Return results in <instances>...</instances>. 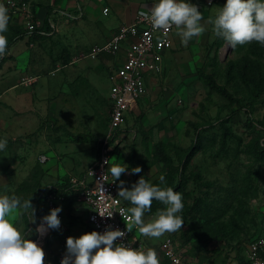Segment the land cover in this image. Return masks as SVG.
I'll use <instances>...</instances> for the list:
<instances>
[{
	"label": "rangeland",
	"instance_id": "rangeland-1",
	"mask_svg": "<svg viewBox=\"0 0 264 264\" xmlns=\"http://www.w3.org/2000/svg\"><path fill=\"white\" fill-rule=\"evenodd\" d=\"M200 2L201 7H210L203 5V0ZM225 3L226 0H218L219 9ZM89 10L85 18L87 26L77 30L74 20L66 22V16L56 15L52 8L57 24L53 34L32 47L27 42L22 49L30 51L27 65L12 62L8 67L29 68L25 72L40 75L36 82L21 84L20 76L13 80L16 87L10 90L5 88V71L0 72V139H7L6 148L0 151V196L31 199L35 222L27 213L13 219L26 238L36 243V226L42 216L48 215L41 193L47 185L65 177L67 171L79 175L88 169L97 159L100 139L108 132L110 73L116 64L99 72L87 67L83 72L78 61L66 65L63 71L57 70L55 75L47 73L54 62L85 49L75 47L69 38L70 31L94 40L98 24L109 22V15L97 12L95 7ZM218 11L212 6L205 10L201 21L205 32L201 36L187 44L180 40L176 47L165 52L164 70L150 76L148 95L138 99L136 110L127 112L124 126L115 131L112 141L110 163L126 164L123 166L128 171L122 175L131 174L125 178L129 187L135 176L137 181L144 177L159 185L163 174L166 184L162 187L181 183L178 192L184 204L180 213L184 220L182 229L158 239L140 235L145 250L154 249L160 264L168 262L162 249L167 238L185 261L227 264L236 257H244L252 241L264 231V151L260 156L254 153L257 144H264V126L260 124L264 121V92L253 99L239 74L234 77L235 71L240 70L236 68L248 56L264 69V46L255 42L235 48L228 46L214 35L213 25L208 23ZM10 27L8 23L7 40L13 34ZM176 33L175 28L173 34ZM19 45H25V38L20 39ZM251 45L256 47L255 52L250 50ZM5 59V55L0 57V66ZM205 75L239 97L249 113L243 109L231 114L235 106L206 83ZM248 117L253 124H248ZM225 118L229 120L227 126L239 135L237 138L223 140ZM200 136L205 140L197 148ZM160 142L170 163L178 166L182 180L172 179L173 170H169L172 164H167V156L162 160L155 152ZM43 155L47 160L41 162ZM136 167L141 168L138 174L132 173ZM156 211L146 213L145 221ZM86 216V210L77 216L70 208L65 216L66 232L52 229L38 243L45 251V261L55 258L59 244L73 237L75 228L85 229Z\"/></svg>",
	"mask_w": 264,
	"mask_h": 264
},
{
	"label": "clouds",
	"instance_id": "clouds-1",
	"mask_svg": "<svg viewBox=\"0 0 264 264\" xmlns=\"http://www.w3.org/2000/svg\"><path fill=\"white\" fill-rule=\"evenodd\" d=\"M139 15L150 22L154 30L167 33L174 26L183 44L205 32L201 23V11L197 5L187 0H155L147 12L141 11ZM9 19L7 7L0 3V57L7 51L8 40L5 33L8 31ZM208 23L213 25L214 35L222 38L232 48L253 42L264 46V0H226L215 17L209 18ZM6 146L7 139H0V151ZM105 163L109 165L107 172L113 182L120 180L121 175L128 171V167L123 166L126 165L124 163L109 164V160ZM140 172V167L132 169L134 174ZM159 181V185H154L141 177L129 189L120 180L118 197L131 205L119 210L123 221H126L128 232L135 227L140 235L158 239L182 229V194L171 187L161 186L166 184L163 174ZM154 200L165 207L157 209L155 215L146 222L144 216L151 212ZM61 210L60 207L50 210V214L42 218L36 232L44 235L48 229H58L61 224L58 213ZM25 213L30 215L34 223L35 208L31 199L21 201L16 195L0 196V264H45L46 254L43 248L27 239L26 233L14 223L15 216ZM112 214L113 212L100 215L111 218ZM125 235L119 229H108L102 234L91 231L78 238L69 236L66 239L67 252L61 264H160L158 254L152 248L144 250L133 248L130 244L117 243Z\"/></svg>",
	"mask_w": 264,
	"mask_h": 264
},
{
	"label": "built area",
	"instance_id": "built-area-1",
	"mask_svg": "<svg viewBox=\"0 0 264 264\" xmlns=\"http://www.w3.org/2000/svg\"><path fill=\"white\" fill-rule=\"evenodd\" d=\"M215 0H205L206 5H211ZM8 9L11 19L19 23L25 29V35L29 37L44 25V18L39 17L30 0H0ZM198 8H201L198 5ZM150 8H140L136 11L134 19L129 23H122L104 42L94 44L89 50L73 56L68 64L78 62L84 58H97L101 55H118L123 45H127L125 57L110 73L112 81L110 87V109L108 132L99 141V150L96 161L81 175H68L59 178L54 184H50L43 190L48 212L60 207L58 213L61 221L60 229L66 232L64 223V204L66 193L75 201L82 202L89 207L87 214V232L97 231L103 233L108 229L121 230L126 233L125 237L118 239L117 243L131 245L133 248L145 250V244L138 230L133 227L127 231L126 221L119 214L121 208H128L126 202L118 197V185L120 180L113 182L110 173L107 172L109 165L105 163L111 158L114 150L112 143L115 131L121 129L126 120L127 112H133L138 108V99L148 93L147 80L152 74L161 73L164 70L163 59L165 52L173 47V26L167 33L162 30H154L150 22L145 21L139 13L147 12ZM106 13L108 8L105 7ZM52 33L57 27L53 18H49ZM43 33L44 30H40ZM64 65L58 64L52 70L54 73ZM35 76L23 77L21 83L32 84ZM47 157L43 155L41 161ZM67 177V181H66ZM123 181V180H122ZM111 218L102 217L100 214H110ZM100 213V214H99ZM135 240V242H133ZM164 256L167 263L162 264H196L185 261L175 251L171 239L167 238L162 243ZM66 242L61 248L54 261L45 264H61L66 255ZM211 264V263H205ZM235 264H264V231L261 237L255 238L249 246L244 262Z\"/></svg>",
	"mask_w": 264,
	"mask_h": 264
},
{
	"label": "crops",
	"instance_id": "crops-1",
	"mask_svg": "<svg viewBox=\"0 0 264 264\" xmlns=\"http://www.w3.org/2000/svg\"><path fill=\"white\" fill-rule=\"evenodd\" d=\"M30 1H31L35 11H36V14L39 17L44 18V19H46L47 17L53 18L54 14H49L50 13V10H49L50 7L49 6H51L53 8V12H57L56 15L61 14L63 16H66V22H70V21L74 20V27H77V30L87 26V25H85L87 22V20L85 18L87 16L88 12H90L89 8L91 9V7H95L97 9V12H99V13L102 12L104 15H109V18H108L109 22L107 24L103 23V22L98 24L97 34H94L92 36L95 38L94 40H90L88 38L83 39L82 35L78 31H75V32L70 31V37L69 38H71L72 42H74L75 47L77 45L85 47V49H82V51L89 50L94 44L104 42L107 38H109L112 35V33L118 28V26L120 24L132 22L134 19L135 13L138 9L150 8L152 6V4L155 2V0H30ZM90 1H92V3H94L95 5H92L90 3ZM217 1L218 0H215L211 5H207V6H210V7L212 6V8H214V10H216V11L220 10L218 7ZM187 2L193 3L197 6L202 4L200 2V0H187ZM88 4H89V7H87ZM204 4H205V0H203V5ZM105 7L108 8L106 13L103 10ZM204 7H205V5L201 8H198L201 11L202 15L204 14L206 9L210 8V7H208V8L207 7L204 8ZM10 22L12 24L16 23L13 19ZM89 37H91L90 34H89ZM24 38H25V45H19L20 39H24ZM87 40H89V41H87ZM180 40H181V37L179 35H177V33L173 34V48L176 47V45H178L177 43H179ZM27 42L29 43V46H31V47L35 45V43H31L29 41V37H27L25 35L22 38L16 39L7 48V51L5 54L6 59H5V61H3L2 65L0 66V72L5 71L4 75H3L4 81L7 80L6 81L7 83L5 84V88L9 87L10 90L14 89L16 87V85L12 84V82H13V80H17V78H19L20 76L22 78L27 77V76H35L36 78H37V76H38V78L40 77V75H37V74L30 75L29 73L25 72L26 70L29 69V68L27 69L26 67L22 68V66H15L14 68L13 67L8 68L10 66V64H12V62L17 63V64L19 63L21 65H22V63L23 64L25 63L24 65L28 64V60H29L28 56L30 54V51H25L27 54L22 51L23 47L28 44ZM126 47H127V45L124 44L122 50L119 52L118 55H115V56L114 55H101V56L94 58V59L84 58V59L79 61V64L81 65V66H79V69L81 71H83V70H87L86 69L87 67H92V70H91L92 72H94V71L99 72L104 67H108L110 64H119L120 62H122V60L125 57ZM22 55H24V57ZM65 66H63L60 70L63 71V68H65ZM6 68H8V70ZM52 70H53V68L50 69L47 73L50 75H55L56 71L53 73ZM22 78H21V80H22ZM149 79H150V77H149ZM34 82H36V80ZM147 82H148V80H147ZM21 84H24V83H21ZM17 85H20V84H17ZM26 85H28V84H26ZM148 93H149V91H148ZM46 170H47V172L53 171V170L51 171L48 169H46ZM85 171H86V169H83L82 172H79V175H81ZM67 172L68 173L66 174V176L73 174L70 171H67ZM56 175H57V173H56ZM73 175H76V174H73ZM130 175H131L130 173L127 176L121 175L120 179H122L125 182V178L126 177L129 178ZM52 184H54V183H52ZM47 186H46V188H47ZM41 194H42L41 198L43 200V205H45L47 208L46 201L43 197V192ZM79 204H83L84 206L82 207ZM70 208H73V214H75L77 216L80 215L81 211H84V210H86L87 214H88V210H89V207L82 202H77L74 199L71 200L70 202H68V200L66 199L65 204H64V223L66 225V229H67V223H66L65 216L69 212ZM47 210H48V208H47ZM48 214H49V212H48ZM43 217L44 216H42V218ZM42 218H41L40 223L37 224L36 229L42 223ZM86 222H87V216H86ZM88 227H89V225L87 222V226L85 227V229L79 230V228H75V231L73 233V238H78L80 235L86 233ZM51 230L52 229H48V231L44 235L43 241L45 240L47 235L51 232ZM58 230H61V229L58 228ZM39 236H40V233L37 232V241L39 244H41L39 241ZM60 248H61V243L59 244V249L57 251V254H58ZM57 254H56V256H57ZM56 256H55V258H56ZM54 259L52 261H54ZM52 261H49V262H52ZM49 262L45 261V263H49Z\"/></svg>",
	"mask_w": 264,
	"mask_h": 264
},
{
	"label": "trees",
	"instance_id": "trees-1",
	"mask_svg": "<svg viewBox=\"0 0 264 264\" xmlns=\"http://www.w3.org/2000/svg\"><path fill=\"white\" fill-rule=\"evenodd\" d=\"M49 7H50L49 8V10H50L49 14H51L52 7L51 6H49ZM8 15L10 17V19H9V23H10V26H11L10 28H11L12 33H13L11 35V37H9V39H8V46H9L16 39L22 38L23 36H25V29L19 23H13L12 24L10 22L12 20L11 16H10V14H8ZM49 18L50 17H47L44 20V25L41 28H39L40 30H44L45 31L44 33L42 31H39V29H38L37 31L33 32L32 35L29 36V41L31 43H35V42H38L39 40L45 39L47 37H50L51 33H49V31L51 30V26H50V23H49ZM8 46H7V48H8ZM250 50L252 52H255L256 47L254 45H251L250 46ZM72 55L73 54H71V53L67 54L66 57H64L63 60H58V61L54 62V64L51 66V69L52 68L53 69L56 68V66L58 64L64 65V66L67 65L69 63V61L71 60ZM236 69H240V70H239V72L235 71L234 77H236V73H238L241 81L243 82V84L247 88H249V90H250V92L252 94V98L253 99H258L259 96L264 92V69L260 65L256 64L255 61L253 59H251L250 56L246 57V59L243 61L242 65H241V67L240 68H236ZM205 77H206V83L208 85H210L214 90L218 91L223 96H225L231 102L232 106H235L233 108L231 114H236L240 110H243V109H245V111H248V113H249V109L246 108V105L242 103V100L239 97H237L236 95H234V93L232 91H230L226 86L217 83L209 75H205ZM228 117H230V116H228ZM232 118H233V116H232ZM222 121L224 123L222 125V127L224 129L223 140H227L228 138H232V137L237 138L239 135L234 133V131L227 126V122L229 120L227 118H225ZM247 122H248L249 125L254 123V121L251 120L250 117H248ZM260 124H262L264 126V121H261ZM204 140H205V138L203 136L199 137L198 143L196 144L197 148L202 147V143L204 142ZM155 147H156L155 148V152L160 157V159L163 160L162 157L163 156H167V155H165V153L163 151V143H161V142L157 143ZM263 151H264V144L263 145L257 144L255 149H254V153L256 155L260 156ZM167 159H168V161H166L167 164H172L170 166V168H169V170L170 169L173 170L172 179L173 178L175 179V178L178 177V178H180V180H182L183 177L181 175V172H180L178 166L174 165L173 163H170V158L168 156H167ZM136 177L137 176H135V180H134L133 183L137 182V178ZM66 181H67V177H66ZM128 185L129 184L125 183L124 186L130 189L132 185L130 187ZM171 188H173L175 191L178 192V190L181 189V183L175 184V185L172 184ZM66 199L68 200V202L73 200V198L67 193H66ZM125 202L130 207L129 202L128 201H125ZM162 207H163V204H161L159 201H155L154 200L153 203H152L151 212H154L157 209H161ZM212 237L215 238V235H212ZM244 259H245V256L244 257L243 256H239V257L234 258L232 261H230L227 264L242 263V262H244Z\"/></svg>",
	"mask_w": 264,
	"mask_h": 264
},
{
	"label": "bare ground",
	"instance_id": "bare-ground-1",
	"mask_svg": "<svg viewBox=\"0 0 264 264\" xmlns=\"http://www.w3.org/2000/svg\"><path fill=\"white\" fill-rule=\"evenodd\" d=\"M43 238H44V236H43V235H40V236H39V241H40V243H42V242H43Z\"/></svg>",
	"mask_w": 264,
	"mask_h": 264
}]
</instances>
